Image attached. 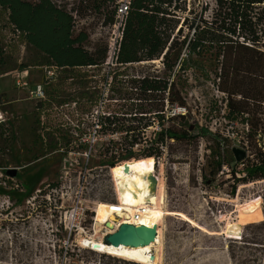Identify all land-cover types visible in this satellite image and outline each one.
Masks as SVG:
<instances>
[{"label":"rangeland","instance_id":"obj_1","mask_svg":"<svg viewBox=\"0 0 264 264\" xmlns=\"http://www.w3.org/2000/svg\"><path fill=\"white\" fill-rule=\"evenodd\" d=\"M77 1L57 0L68 11L78 6ZM201 1L209 9L213 7L212 0ZM189 10H193L189 17H194L200 5L188 2ZM102 23L103 15L90 12L76 18L75 31L88 34L86 47L91 51L108 45L117 35L113 26ZM1 35L6 61L0 65V113L7 121L0 124V264H107V258L122 260L79 245L85 235L100 238L111 228L109 224L93 227L94 232L91 229L84 235L64 228L78 221L75 215L70 219L67 213L65 217L64 212L80 199L90 208L113 204L115 198L128 205L136 181L152 185L156 200L163 203L159 205L163 213L157 226L159 244L152 248L160 256L158 264H264V180L237 184L232 195L235 176L225 166L224 174L217 175L211 187L204 185L200 176L208 143L201 137L191 144L171 142L156 164L153 158L124 162L125 150L108 142H120L124 132L101 129L96 140L93 138V131L100 129L98 116L108 113L106 105L119 109L114 103H118L115 98L123 82L143 76L160 81L170 77L183 105H169L166 94H156L152 103L156 109L147 117L162 110L164 129L203 127L224 137L227 151L235 148L249 157L251 151L243 144L246 128L238 120L226 119V97L216 88L220 58L189 56L185 45L180 53L183 68L175 74L165 71L160 59L128 70L115 64L59 70L48 66L36 51L7 44L12 37L8 31L2 30ZM21 64L27 65L30 84L44 85L46 100L41 104L14 86ZM49 72L53 73L50 79ZM249 108L248 118L264 133V103ZM159 131L154 120L140 132L146 142L130 151L147 149L153 133ZM87 148L91 156L83 162L78 153ZM105 160L116 165L113 169L99 166ZM50 185L63 188L53 191ZM91 217L95 215L86 210L84 223L90 228L94 224Z\"/></svg>","mask_w":264,"mask_h":264},{"label":"trees","instance_id":"obj_2","mask_svg":"<svg viewBox=\"0 0 264 264\" xmlns=\"http://www.w3.org/2000/svg\"><path fill=\"white\" fill-rule=\"evenodd\" d=\"M119 1L78 0V6L68 11L57 0H0V65L6 61L2 30L12 35L7 44H13L12 47L24 45L26 49L36 51L48 66L56 69L74 70L106 65L108 45L89 50L86 47L88 34L82 30L75 31L76 18L90 12L103 15L102 26H113L117 23ZM188 2L200 5V11L194 17H189L193 10L187 12ZM212 2L213 7L209 9V5L201 0H129L128 11L119 28L121 39L110 65L128 70L131 66L160 59L165 71L175 74L183 68L180 53L185 45L189 56H210L217 61L220 58L216 88L226 97V119L238 120L245 126L243 144L251 151L250 156L246 157L243 151V159L236 161L234 151L237 149L227 151L223 146L224 137L203 127L179 131L170 127L164 129L161 125L162 110H156L153 117L148 118L147 115L156 109L152 105L156 101V94H166L169 105H183L170 77L160 81L143 76L123 82L115 98L118 103H114L119 109H112L111 104L106 105L108 113L98 116L97 126L99 132L106 129L125 133L120 142L108 140L110 146L125 150L124 162L153 158L156 164L171 142L191 144L203 138L208 143V155L201 169L202 183L211 187L216 176L224 174L223 168L226 166L231 176H235L231 187L233 195L237 184L264 180V133L255 128L252 119L248 118L251 113L249 107L264 103V0ZM177 63L179 69H176ZM18 70H27V65H19ZM112 81L113 77L110 83ZM110 83L106 81L109 86ZM154 120L160 125V131L153 134L147 149L132 153L130 150L139 142H146L140 137V132L152 126ZM134 157L136 159H132ZM113 159L116 157L113 156ZM115 165L105 160L99 166L113 169ZM238 167L241 169L238 170ZM65 254L69 255L67 251ZM70 256H74V253ZM107 259V264H134Z\"/></svg>","mask_w":264,"mask_h":264},{"label":"bare ground","instance_id":"obj_3","mask_svg":"<svg viewBox=\"0 0 264 264\" xmlns=\"http://www.w3.org/2000/svg\"><path fill=\"white\" fill-rule=\"evenodd\" d=\"M155 197V189L152 185L136 181L129 193L128 205L119 203V206L122 208L120 210L121 212L113 214L109 207L111 204H97L95 206V219L92 231L93 227L95 229L106 224H109L111 228L109 230L107 229L100 238L95 236L85 237L86 235L80 231L85 236L80 237L79 245L91 252L137 264H158L160 262V256L152 248L154 249L159 244V230L155 242L145 247L129 248L120 246L119 248H114L103 242V237L113 234L122 224L157 227L163 214L159 205H163V203L157 201ZM139 207L144 208L145 214L135 219V213L139 212Z\"/></svg>","mask_w":264,"mask_h":264},{"label":"built area","instance_id":"obj_4","mask_svg":"<svg viewBox=\"0 0 264 264\" xmlns=\"http://www.w3.org/2000/svg\"><path fill=\"white\" fill-rule=\"evenodd\" d=\"M128 5H129V0H120L119 1V6L117 9V23L115 25H113L114 30L117 32V35L115 36L114 39H112V41L110 43H108V48H109V53H108V59L107 62L105 63L106 65H109L112 63L113 58L115 57V53L117 50V44L119 42V40L121 39V32L119 30L122 20L125 17L127 11H128ZM53 73L49 72V75L47 76L49 79L52 77ZM28 70H24V71H18L14 77V86L19 89L22 90L26 93V95L28 96L29 99L37 101L38 103L45 101L46 100V93H45V88L44 85L41 83H35V84H30L28 81ZM7 121V119L3 118V115L0 113V124L4 123ZM99 134V130H94L93 131V138L94 140H96V137H98ZM154 134V133H153ZM165 152V151H164ZM69 154H71L69 152ZM78 155L80 157H82L83 162H87L89 159V156H91V150L90 148L84 149V151L82 153H78ZM51 190H60L61 188H63V186L61 185H53L50 186ZM41 191H37V194H40ZM83 193V188L81 190V194ZM115 203L111 204L110 207V211L113 214H116L117 212H121L120 210L122 209L119 206V203L117 202V199L115 198ZM83 201V202H82ZM82 202V203H81ZM86 200L84 199H80L76 205L72 206L70 205L68 207V211L66 210L64 212V216L66 217L67 213L69 218L71 219V217H73V215H75L78 218V221L74 223V225L71 226V228H68L67 225H64L65 229H68L69 231H71V229H75V230H79L82 232H89L92 227H87L84 223L85 218H86V210H91V212L95 215V206H93L92 208L88 207L86 204ZM139 212L135 213V219H137L139 216H141L142 214H145V210L144 208H140L139 207ZM140 214V215H139ZM64 217V219H65ZM95 217H91V220L94 221ZM132 225V224H131ZM135 226V225H134ZM157 234H158V227H157Z\"/></svg>","mask_w":264,"mask_h":264},{"label":"water","instance_id":"obj_5","mask_svg":"<svg viewBox=\"0 0 264 264\" xmlns=\"http://www.w3.org/2000/svg\"><path fill=\"white\" fill-rule=\"evenodd\" d=\"M235 159L240 161L244 157V153L235 150ZM125 172L128 168L125 167ZM15 174L14 172L12 173ZM157 237V227L134 226L129 224H122L111 235L104 238V243L114 248L120 246L129 248H140L154 243Z\"/></svg>","mask_w":264,"mask_h":264}]
</instances>
